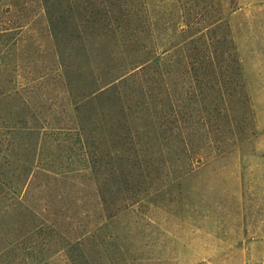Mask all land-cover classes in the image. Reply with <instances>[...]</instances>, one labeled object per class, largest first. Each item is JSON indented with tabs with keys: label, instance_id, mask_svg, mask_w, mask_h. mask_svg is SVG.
<instances>
[{
	"label": "rangeland",
	"instance_id": "obj_1",
	"mask_svg": "<svg viewBox=\"0 0 264 264\" xmlns=\"http://www.w3.org/2000/svg\"><path fill=\"white\" fill-rule=\"evenodd\" d=\"M42 1L0 5L1 20L27 24L0 35V125L48 133L25 181L28 136L0 128V264H264V0H125L150 13L145 38L162 65L89 99L124 57L98 38L88 56L79 40L55 37ZM55 3L67 21L69 0ZM217 17L225 31H212ZM203 27L224 97L210 72L190 83L181 52L162 54ZM186 53L208 72L203 41ZM217 104L235 124L220 150Z\"/></svg>",
	"mask_w": 264,
	"mask_h": 264
},
{
	"label": "trees",
	"instance_id": "obj_2",
	"mask_svg": "<svg viewBox=\"0 0 264 264\" xmlns=\"http://www.w3.org/2000/svg\"><path fill=\"white\" fill-rule=\"evenodd\" d=\"M5 0H0V5ZM117 1V0H115ZM58 0H43L42 4L47 12L48 20L50 22L51 32L55 37H60L61 34L66 33L73 40L71 42H75L79 40L80 43L83 44V49L88 56L89 53H92L94 50V43L92 42L101 39L100 44H103L108 49H116V51L120 52V56L124 57V65L120 68L118 73H110L108 77H106L103 82L99 83L98 87L92 89L89 93L84 95V98L89 99L98 94H104L110 85L116 86L118 81H123L129 75L140 71L141 69H150L154 73H157L158 68L162 65V60L159 58L160 55L157 54L158 50L156 46L154 47L153 41L145 38L146 31H148V24L152 20L150 18V13L142 9V11H137L136 8H133L129 3L125 0L118 1V3H110L107 0H101L102 5L92 8V5L88 3L84 6H75L78 3L74 4L72 0H69L70 7L69 11L63 8L64 14H68L67 21H61V16L56 15L54 12V5ZM8 12L14 10L13 7L8 6ZM223 17H217L216 22L213 23L212 31H217V29H222L224 27L225 31V23L222 20ZM12 20L9 19L1 20L0 19V35H4L7 33H21V30L27 26V24H10ZM179 33H185L186 29L180 28L177 26ZM205 27L198 30V32L189 36L185 39H180L176 43H165V45H161L163 48L162 54L168 53L170 50L175 49L174 51L181 52L179 55L177 64L190 65L188 68L187 74L189 77L190 83H195L202 85L204 80L207 78V74L214 76L215 85H219V93L222 97H224V93L221 90L220 85H226L224 79L221 76V59L217 55L214 36H211L210 32H204ZM105 40L107 43H105ZM203 41L204 42V62L205 68H208V72H199V68L201 67L202 61H198L199 58L194 57L192 54H185L188 45L195 41ZM104 41V42H102ZM110 45V46H109ZM159 55V57H158ZM120 66V65H119ZM123 68V69H122ZM154 80V78H153ZM4 95L3 93L0 96ZM215 110L217 109L216 121H217V130L221 131L223 124L226 125L223 129L222 136H218L215 139V146L217 149H221L222 146L229 140L231 135H234L235 124L232 120L231 114L228 121L223 120L224 110H227L229 113L228 106H222L220 104L215 105ZM200 117V123L203 128H208L210 126V113L209 111H205ZM0 128L6 129L9 133H24L28 136L27 140L24 142L28 147L27 157L24 159V170H26L25 181H27L33 170L34 164L36 162L37 155L39 154L42 144V139L44 135L48 134L45 131V126L40 125H31L29 122H14L10 124V121H6L5 123L0 125ZM59 130V128H58ZM32 137V138H31ZM30 141L32 143H30ZM63 248V247H62Z\"/></svg>",
	"mask_w": 264,
	"mask_h": 264
}]
</instances>
